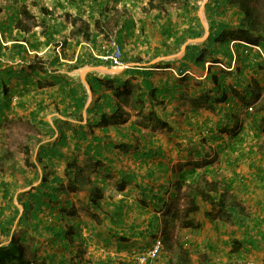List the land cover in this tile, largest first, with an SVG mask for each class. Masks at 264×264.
Masks as SVG:
<instances>
[{
    "label": "crops",
    "instance_id": "crops-1",
    "mask_svg": "<svg viewBox=\"0 0 264 264\" xmlns=\"http://www.w3.org/2000/svg\"><path fill=\"white\" fill-rule=\"evenodd\" d=\"M208 2L209 0L203 3V10L202 8L198 10V17L186 16V20L183 22L185 29L189 27L191 19H196L192 21L193 23L200 21L202 23L201 30H204V42L210 34V20H207L208 11L206 8ZM190 7L193 6L189 4L168 6L166 11L158 12L160 15L158 17L162 19L165 17L172 21L168 12L176 11V14L179 13L181 16L182 10L185 9L183 13L185 16L186 13H191ZM128 11L130 12L127 8L118 9L115 16L116 38L121 46L128 44L132 38L133 41L141 40L140 36H137L139 32L136 29L137 20L134 16L129 15V17ZM107 17L109 18V15ZM183 18L185 19V17ZM91 19L94 20V18ZM129 20H134L135 25L127 27L125 23ZM156 24V30L163 39L162 45L175 44V37H172L170 41H165L163 31L170 29L174 33L177 30H182L183 28L180 26L182 21L173 20L171 24L164 22L161 24L157 22ZM124 26L127 29L123 31ZM119 30L122 31L119 32ZM98 39L99 36L96 40V48ZM137 43L139 44V42ZM191 43L186 40L182 44L180 48L183 51L181 58L173 54L169 55V53L163 54V56L157 53L151 61H148L149 63H145L146 59H142L144 54H140V57L136 56L138 62L120 72L116 69L92 68L86 65L87 67L83 68L85 70L82 69L81 72L82 79L80 77L75 78L74 72L77 69L68 70L65 64L74 63L80 51L90 52L94 47L88 42H82L74 56L71 53L68 55V59L61 58L65 69L62 66L59 71L76 80L79 79L78 81L82 82L87 90L88 97L83 110L82 122L87 123L89 120L92 124H99L95 127L96 132L99 135H107V141L112 144L100 156L104 165L97 166V172H101L98 179L101 180L103 178L101 174L106 173H109L110 176L112 174V177L104 181L105 183L97 184L94 182L85 189L76 192H66L62 189L58 199H46L50 203L49 207L45 209V216L42 217L46 226L49 224L73 226L72 231L75 230L73 233L74 241L62 239L60 243H56L52 232L44 230V252L34 253L35 262L40 263L41 260H44V264H136L137 255L149 248L155 241V239L152 241L151 237L164 232L163 253L169 252L172 255L178 253L177 256H174V264H180L182 261L184 264L185 262L189 264H264V104L263 107L260 106L262 109L257 121L251 120L250 116L249 119L248 116L244 118L248 112V108L245 106H234L235 116H232L234 119L228 116L225 120L221 111L213 114L211 109H198L190 101L182 100L181 96L184 90L179 81L183 74L178 71L176 61L184 57L186 46ZM46 50L48 47L45 48ZM254 51L250 49V54L245 55L249 62L255 61ZM236 61V56H234L230 69H233ZM130 68L148 70L150 75L144 77L143 75L127 73ZM251 68L247 70L248 73L250 72L248 74L249 79L264 87V72L255 73ZM89 72H94L100 77L120 75L123 79H131L133 84L139 82L141 84L143 79L152 83L157 87V98L150 100L146 96L144 113H147L148 106L154 108L158 117L169 122V127H152L140 122L142 120L140 102H136L133 97L122 104L125 108L123 116L114 115L109 111L107 120H101V116L96 115V106L101 107L104 104L103 97L98 100L99 94L94 93L90 84L88 87L84 82V78L88 82ZM185 73L198 79H204L207 75L206 70H196L194 67ZM192 89L190 87L189 96L193 94ZM49 90L43 88L37 91L32 87L30 88L32 91L31 99L36 104L31 109L30 115L36 110L40 100H44L45 111L51 109L57 114L52 118H41L39 116L41 113H39L37 120L43 119L48 122L54 133L51 136V134L45 135L47 132H44L45 137L48 138L44 137L39 144H48L57 140L61 134L60 125L63 120H70L72 123L79 122L77 119L64 116L56 109L55 103L46 98ZM104 92L101 91V94ZM106 92L109 93L111 90ZM260 99L257 102L262 101ZM116 100L117 98H114L113 102ZM65 105L59 103V109L64 110ZM243 111L244 113H242ZM181 120L189 128L197 125H206L207 127L223 121L229 123V126L238 123L237 121L240 123L237 128L239 137L234 140L233 145L227 146V154L229 153V156L234 157V159L228 160L224 164L226 170L224 180L230 206L233 209L232 212L218 219L207 216V219H201L200 222L193 213L189 219L194 220L198 226L194 228L183 227L185 231L182 236H178V231L175 232L174 228L180 217L178 208L181 201L185 200L184 191L190 183V179L186 177L187 172L189 173L187 168L190 165L186 162L193 160L187 161L177 145L179 137L183 136L182 133L177 132L180 129L176 128L181 124ZM33 122L35 121L33 120ZM213 128L215 129V127ZM248 128L253 132L248 131ZM68 134L70 136L67 143L59 148L65 158L50 156L45 159L46 172L52 174L51 178L62 177L66 185L68 182L65 178L66 162L78 163L85 167L86 162L91 161L90 156L93 155V151L87 152L85 148L75 150V141L71 138V131ZM89 138V140L93 139L92 136ZM207 142L211 143L212 146L216 145V151L224 147L223 140L212 137V135L207 138ZM121 144L124 146L121 147ZM38 145L35 156L38 152ZM230 162L232 167L227 165ZM49 166L52 170H48ZM58 166L61 167H59L60 172H56ZM105 167H108L110 171H107ZM234 176L237 177L234 178ZM95 177L94 175L92 177L94 181L96 180ZM190 177L194 178L195 176L190 175ZM121 179L124 180V189L119 191L117 187L121 184ZM237 181L240 185H231ZM93 186L101 188L103 195L91 196ZM199 204L200 207L202 204L208 205L204 201H199ZM206 209L208 210L207 207ZM72 231L71 233L68 231L67 237L72 238ZM38 232L41 233L40 230L35 229L34 232L30 231V235L31 233L38 235ZM170 239H172V244H170ZM177 244L179 249L175 248ZM181 253L183 256L189 253L190 259L182 257ZM166 255L161 254L158 259L159 264H171L170 261L166 260ZM29 260L33 264L30 258Z\"/></svg>",
    "mask_w": 264,
    "mask_h": 264
},
{
    "label": "trees",
    "instance_id": "trees-1",
    "mask_svg": "<svg viewBox=\"0 0 264 264\" xmlns=\"http://www.w3.org/2000/svg\"><path fill=\"white\" fill-rule=\"evenodd\" d=\"M95 1L99 8V14H97L98 16L94 13L91 14V18L95 19L96 29L94 31L91 28L90 20L69 11L63 14L64 20H59V17H55L52 9L42 7L39 16L40 21H38L25 3L19 7L10 4L7 7V12H4L3 7L0 6V14L4 12V15H6L4 19L0 18V120L7 116L14 88H16V94H21V97L31 87L37 91L43 88L50 89L47 93V99L55 103L56 109L61 114L77 119L79 122L72 123L70 120H63L62 124L60 123L61 134L57 140L48 144H39V142L36 155L38 162L45 168L47 157L65 158L59 148L67 143L70 136L69 131L72 133L71 138L75 141V150L85 148L87 152L93 151V155L90 156L91 161H87L85 167L78 163L66 162L65 178L68 180L67 185L64 184L62 177L55 176L50 179L47 173L44 172L41 183L33 186L28 192L29 196L25 197L24 200L20 199L23 206V221L27 223L33 221L34 229L38 230L43 227V230L52 232L56 243H60L62 239L70 242L74 241L73 233L75 230L72 231L73 226L67 227L62 224L57 226L49 224L46 226L41 216L50 204L46 199H58L62 189L66 192H76L85 189L94 182L97 184L102 183L112 177V174L110 176L109 173H106L101 174V177H103L101 180L98 179L101 172H97V166L104 165L100 156L112 144L107 141V135H99L96 132L95 127L99 124H92L89 120L87 123L82 122L83 110L88 97L87 90L82 82L59 71L60 67L63 66L61 58L68 59V53L64 49L65 44H69L70 49L73 51L72 56L75 55L76 48L82 42H88L95 47L98 36L108 25L107 22L103 21L108 16L107 10L109 8L104 7L107 1ZM153 1L150 0V3ZM158 1L157 8L160 12L166 11L167 5L172 2V0ZM108 5L106 7H109ZM206 8L210 20V34L207 40L203 43L188 44L184 57L176 61L178 71L183 74L179 81L181 88L184 90L181 98L190 101L198 109L206 108L216 111V108H220L223 110L225 119L228 116H235L234 106L249 108L251 101L258 98L263 91V87L249 79L247 70L252 66H256L259 70L264 71V0H210ZM229 12L230 16L228 17ZM194 20L191 19L189 27L183 28L182 32L177 30V32L172 33L170 29L164 30L165 41L167 42L170 38L175 37L176 48L180 49L187 39L202 36V23L196 21L194 24L192 22ZM68 24L71 25L69 35L65 33ZM125 25L127 27L133 26L135 21L129 20ZM38 26L43 28L41 36L35 30ZM126 26L123 27V31L127 29ZM13 29L17 30L15 36L13 35ZM7 34L9 39L5 41ZM57 35L62 36L63 42L59 51L54 48L60 43L58 42L59 39L56 38ZM70 38H74L75 42H71ZM5 42L11 43L5 44ZM250 46H258L262 50H256L253 63L249 62L247 56H245V49ZM47 47L50 50L49 54H46L47 56L39 54L42 48ZM8 51H12L14 55L19 56L22 60L15 67L3 68L4 58H6ZM234 56H236L238 65L234 69H230ZM95 62H97V58L92 55L91 51H80L74 63H64H67L65 65H67L68 70H73ZM220 63H224L227 68L220 67L218 65ZM192 67L206 70V77L198 79L186 74L185 72ZM127 73L143 75L144 77L150 75L148 70L137 68H130ZM230 77H232V80H229ZM87 80L92 91L99 94L98 100L103 97L104 104L101 107L96 106V115H100L101 120H107L109 111L114 115L120 114L123 116L125 108L122 104L133 97L136 102H140V115H142L140 122L152 127H169V122L158 117L154 108L148 106L147 113H144L146 96L150 100L157 98V87L152 83H148L143 79L141 84L140 82L133 84L131 79H123L120 75L100 77L94 72L88 73ZM190 87L193 88L192 96H189ZM107 90H111V92L107 93ZM101 91L105 92L101 94ZM114 98H117L116 102H113ZM263 99L262 107L264 104ZM43 103L44 100L37 103L36 110L32 112L31 117L48 132L52 130L51 125L43 119L37 120L39 113L45 110ZM59 103L66 104L64 110L59 109ZM262 107L256 108L255 112H249L248 110L245 116H250L251 120L257 121ZM232 118L234 119V117ZM215 127L223 129L216 136L217 139H220L228 132L229 123L223 121L217 123ZM89 136H92L93 139L89 140ZM120 146L123 147L124 145L121 144ZM105 169L110 171L108 167H105ZM93 175L96 176L95 181L92 178ZM120 181L121 184L117 187V190L122 191L124 180L121 179ZM8 185L6 182L3 183L4 195L6 196L10 192ZM101 195H103L102 189L93 186L91 196ZM19 196L21 198V195ZM184 199L188 200V205L185 208L184 220L181 223L182 227L194 228L198 226L189 217L201 209L199 201L208 204L209 209L206 214L213 219L221 218L233 210L227 200L226 182L221 179H209L207 176L192 178L184 191ZM178 213H181L180 207ZM9 228L8 220H0V236L9 235ZM68 231L70 233L72 231V238L67 237ZM26 236V232L19 235L14 232L7 243H0V264H31L25 255ZM187 264L189 263L187 262Z\"/></svg>",
    "mask_w": 264,
    "mask_h": 264
},
{
    "label": "rangeland",
    "instance_id": "rangeland-1",
    "mask_svg": "<svg viewBox=\"0 0 264 264\" xmlns=\"http://www.w3.org/2000/svg\"><path fill=\"white\" fill-rule=\"evenodd\" d=\"M107 3L104 6L105 8H109L107 10V13L109 15V18L107 17L106 19H103L104 22H107L108 25L106 28L101 31L99 35V42L97 48L94 47V49L91 51L93 56L97 58V62L93 64H90V67H102V68H107L108 70H113L116 69L118 72L128 68L129 66L133 65L134 63L138 62L136 59L137 57H140V54H144L142 59H146L145 63L148 61H151V59L158 54L160 56H163V54L167 55H174L178 58H181L183 51L181 49L176 48V42L173 45L170 46H164L162 45V37L160 36L157 28V22L161 23H168L171 24L173 20H179L182 21V26L183 28V22L186 20V16H196L198 17V10L202 8L203 10V3L207 0H172L171 4L167 5L172 6V5H190L193 7L191 8V13H186L184 16L183 13L185 9L182 11V15L180 16L179 13L176 14V11L169 13L168 16L172 18V21L167 20L165 17L162 19L158 16V12H160L157 8L159 1L154 0L152 3H150V0H106ZM134 1V3H133ZM210 1V0H209ZM25 3L31 11L34 13L36 16L37 20L40 21V10L42 7L45 8H50L53 10V13L55 14V17H59V20H64L62 17L63 14L67 11L71 12L72 14H80L83 16L85 19L90 20L91 28L94 31L95 28V19H91V14L94 13V15L98 16L99 14L98 11V6L96 5L95 0H0V6L3 7L4 12L8 11V5L13 4L15 7H19L21 4ZM107 4H109V7H106ZM93 7V8H92ZM104 7L102 8L104 10ZM127 8L129 9L130 12L128 11V16H134L135 20H137L136 24V29L139 30L137 36H140L141 38L140 41L136 39L137 41L132 40L124 45L120 46L123 50L124 58H125V67H115L110 61H107L105 59H102L100 57H97V55L101 56L103 55L106 51L111 49V43L113 41L117 42L116 38V23H115V16L117 15L118 9H123ZM4 12L0 14V18L4 19ZM201 14H203V11H201ZM129 16V17H130ZM228 17L230 16V12L227 15ZM179 17V18H178ZM185 17V19L183 18ZM205 22L206 19L203 16ZM207 20H209L207 16ZM41 24H43L41 22ZM69 25V24H68ZM180 28V29H181ZM38 33H42L43 28L41 27H36L35 28ZM71 30V25H69L65 33L69 35ZM204 31V30H203ZM179 32H182L181 30ZM17 34V30L13 29V35L15 36ZM185 37H187L185 35ZM58 40L59 45L54 47L57 51L60 50V46L63 43L62 42V36L57 35L56 37ZM9 39L8 34L6 35V38L4 39L7 41ZM172 38H170L168 41H170ZM203 33L202 36L194 38L187 39V41H190L191 44L193 43H203L204 41ZM71 42H75L74 38H70ZM139 42V44L137 43ZM11 42H5V44H10ZM91 45V44H90ZM92 46V45H91ZM166 47V48H165ZM257 46H250L248 49H245V54H250V49L255 50L253 53L255 55L256 48ZM78 48V47H77ZM76 48V50H77ZM260 48V47H259ZM65 51H67L68 55L71 54L73 51L70 49L69 44L64 45ZM75 50V52H76ZM247 50V52H246ZM260 50V49H257ZM262 51V50H260ZM45 54H44V53ZM50 50L45 51L44 48L41 49V52L39 54H43L47 56L46 54H49ZM33 53V52H30ZM137 56V57H136ZM166 57H172V56H166ZM225 59V57H223ZM3 62V68H7L9 66H17L19 64V61L22 60L19 56L14 55L12 51H8L6 58H4ZM226 60V59H225ZM255 60V59H254ZM253 63L254 61L251 60ZM149 63V62H148ZM220 67H225L227 66L224 63L218 64ZM238 65L236 62L233 69ZM67 66V65H65ZM88 66V65H87ZM86 65L77 69L74 72L75 78H81V72L82 69L87 67ZM65 69V67H62ZM67 68V67H66ZM196 70H201V68H196ZM61 69V68H60ZM89 69V68H88ZM252 71H255L257 73L258 71L264 72L262 70H259L256 66H252ZM250 69V70H251ZM85 70V69H83ZM95 70H97L95 68ZM99 70V69H98ZM89 71V70H88ZM107 71V70H106ZM112 73V72H110ZM116 73V72H115ZM250 73V72H249ZM248 73V74H249ZM82 79V78H81ZM79 80V79H78ZM229 80H232V77L229 78ZM252 80V79H250ZM16 81V80H15ZM193 86V85H191ZM21 88V87H19ZM16 88H14L13 96L11 99V104L10 108L8 109L7 116L3 119L0 120V220L2 221L3 219L8 220L10 230H9V235H1L0 236V243L5 244L10 240V236L16 232L21 234L22 232L27 233V242L24 244L25 246V255L29 259L33 261L34 264H44V260H41L40 263L35 262L34 260V253H42L44 252V230L43 228H39L38 230L41 231V233L38 232V235L35 233H31L30 231L34 232V227H33V221H23L22 216H23V206L21 200H24L25 197L29 196V191L33 186H37L41 183L42 177L44 175V172H46V167L44 168L37 160V157L35 156V150L37 148V144L45 137V135L51 134V136L54 134L52 130L46 131L42 127V125H39L36 122H33L31 119V109L36 105L35 102L31 99V93L32 91H27L23 94L21 97V94H16ZM46 95V94H45ZM264 97V87L262 93L259 95L258 98L255 100L251 101V106L253 107V111L250 112H255L256 108L262 106V100ZM47 98V97H46ZM264 101V99H263ZM213 114H217L218 112H223L222 109L216 108V111L211 110ZM244 113V111L242 112ZM41 118H52L57 116L55 111L51 110L50 111H42L41 114L39 115ZM245 118V115H244ZM249 119V116L247 117ZM233 124L229 126V130L224 136V138H221L223 140L224 144L223 148H219L218 151L215 150V146H212L211 143L207 142L208 137H216L219 135L223 129L215 127L216 124L201 126H193V128H189V126H186L185 123L181 120V124L178 125V129H180L179 133H182L183 136L179 137V142H177L178 147H180V152L184 154V157L187 159L186 164H189L190 167L187 168L189 170V173L187 172L186 177L187 179H192L191 176H207L209 179H221L224 180L226 178L225 173V165L228 160H233L234 157L229 156V153L227 154V146L232 144L236 138L239 136V131H237L238 124L240 123ZM244 123V122H243ZM249 124V123H248ZM215 127V129L213 127ZM221 127V126H220ZM223 127V125H222ZM197 128V129H196ZM168 130V129H167ZM170 131V130H168ZM181 131V132H180ZM248 131L253 132L248 128ZM44 132H47V134ZM241 132V131H240ZM47 137V136H46ZM45 137V138H46ZM48 138V137H47ZM228 143V144H227ZM233 145V144H232ZM30 150V153H29ZM8 160H7V159ZM88 162H90L88 160ZM87 163V162H86ZM34 164V165H33ZM230 167H232V164L230 162ZM234 165V164H233ZM222 166H224L222 168ZM60 166H58L56 172H60L59 169ZM61 168V167H60ZM223 169V170H222ZM232 169V168H231ZM48 170H52V168ZM234 173V171H232ZM231 172V173H232ZM47 173V172H46ZM193 174V175H192ZM51 173H47V176L51 178ZM237 176H234L236 178ZM6 182L8 183V189H9V195L6 196L4 195V187L3 183ZM232 186L235 185H240V183L234 182L231 184ZM237 187V186H236ZM235 187V188H236ZM227 188V187H226ZM233 188V190H236ZM231 189V188H230ZM21 195V198L20 196ZM21 199V200H20ZM227 200L229 202V196H227ZM230 204V202H229ZM188 205V200H182L180 204V217L177 221V225L174 227L175 232L178 231V236H182L183 232L185 231V228L182 226L180 227L182 221L184 220V212L185 208ZM209 209L208 205H203L201 206V209L194 213L195 218L197 220H205L207 219V214H206V207ZM42 217L45 216V213L41 214ZM222 218V217H221ZM180 224V225H179ZM37 230V231H38ZM42 237H41V236ZM37 236V237H36ZM158 236H161V239L163 240V249L161 254H167L166 255V260L170 261L171 264H174L173 259L175 258L174 256H177V254L172 255V253L169 252H164V232H161L159 234H155L152 236V241ZM40 241V242H38ZM43 243V244H41ZM172 239H170V244H172ZM0 244V245H1ZM176 249H179V245L175 247ZM183 250V249H182ZM181 250V251H182ZM145 251V250H144ZM161 254L159 257H161ZM182 255V253H181ZM186 256H183L184 258L190 259V254L187 253L185 254ZM159 257L154 260L151 264H159L158 259ZM177 260V259H176ZM178 262V261H176ZM184 264L182 261L180 264ZM178 264V263H177ZM187 264V262H185Z\"/></svg>",
    "mask_w": 264,
    "mask_h": 264
},
{
    "label": "built area",
    "instance_id": "built-area-1",
    "mask_svg": "<svg viewBox=\"0 0 264 264\" xmlns=\"http://www.w3.org/2000/svg\"><path fill=\"white\" fill-rule=\"evenodd\" d=\"M111 45V49L106 51L101 56L97 55V57L110 61L115 67H125V58L123 50L120 47L121 45L119 43L117 44V42L115 41H113ZM256 48L260 49L258 46ZM248 110L252 111L253 107H249ZM162 249L163 240L161 239V237H158L155 239V241L149 248L137 255L136 264H151L154 260L159 257L162 252Z\"/></svg>",
    "mask_w": 264,
    "mask_h": 264
},
{
    "label": "water",
    "instance_id": "water-1",
    "mask_svg": "<svg viewBox=\"0 0 264 264\" xmlns=\"http://www.w3.org/2000/svg\"><path fill=\"white\" fill-rule=\"evenodd\" d=\"M85 71L83 72V76H84ZM84 82L86 83V85L89 87V83L86 81V79L84 78Z\"/></svg>",
    "mask_w": 264,
    "mask_h": 264
}]
</instances>
